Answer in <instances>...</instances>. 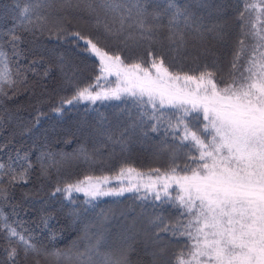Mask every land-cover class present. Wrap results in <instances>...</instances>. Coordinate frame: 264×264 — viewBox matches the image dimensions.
<instances>
[{"label": "snow or ice", "instance_id": "1", "mask_svg": "<svg viewBox=\"0 0 264 264\" xmlns=\"http://www.w3.org/2000/svg\"><path fill=\"white\" fill-rule=\"evenodd\" d=\"M231 7L229 0H24L23 7L17 0L13 24L0 34V127L7 115L38 154L35 162L19 151L0 161V264H264V0H246L235 36ZM86 56L94 57L87 82ZM21 91L27 118L5 103ZM81 105L84 114L65 129L62 121ZM60 134L83 142L71 153L42 142ZM136 144L166 157V166L128 163ZM117 154L122 162L108 174L60 181L73 165L91 170ZM36 165L47 191L23 188ZM126 194L133 203L121 215L134 214L113 246L103 231L107 214L97 226L84 213L104 197L123 204ZM30 210H38L44 238L21 215ZM57 211L83 224L65 247L57 243Z\"/></svg>", "mask_w": 264, "mask_h": 264}, {"label": "trees", "instance_id": "2", "mask_svg": "<svg viewBox=\"0 0 264 264\" xmlns=\"http://www.w3.org/2000/svg\"><path fill=\"white\" fill-rule=\"evenodd\" d=\"M183 2V0H181ZM231 4V8L229 9V18L234 25L233 29V36L236 35L238 32V28L235 27L237 23V15L240 10H243L244 4L246 0H229ZM24 0H20V7H23ZM17 7V0H0V34L6 32L8 28H10L13 24L14 14L13 9ZM87 19V17H85ZM77 25L81 27L82 30L87 31L88 28L82 22L77 23L75 19H70L69 26ZM7 37H5V40ZM7 46V45H6ZM218 49L224 51L222 46L218 45ZM228 54H231V42L227 49ZM94 57H85L82 61V64L85 68L84 76L86 77L85 82L90 80L91 77V69L93 67L92 61ZM227 68V65H226ZM8 108L13 112L17 113L18 115L27 118L31 111L28 102H27V94L21 91V94L17 96L13 100L5 101ZM116 103V102H112ZM84 114L83 105H81L79 113H70L68 117L62 121V125L65 129L71 128L74 126V123L77 119H79ZM4 120L3 127H0V161L7 162L9 156H14L17 151L24 153V152H31V159L35 162L36 156L38 154V145L34 143L33 139L28 136H22L19 134L15 122H10L9 117L4 115L2 117ZM43 143H47V146L51 148L54 152H65L71 153L74 149L78 147L80 143L83 142V137L77 135L75 139L72 140V143H65L63 140V135H52L47 141H44V138H41ZM107 149H104V154L107 156ZM122 157L117 154L114 158L109 160L107 163L104 164H97L94 166L93 169H89L87 165L80 163L77 165H73L66 170L62 171L60 174V181L61 183L67 181L72 182L78 178H82L85 174H88L90 171L94 172V174L99 175L101 174V169H103L105 174H108L113 169L118 168L120 163L122 162ZM127 162L132 164L133 166L147 170L150 167H165L167 164V158L164 156L155 157L152 154V149L150 146H142L140 144H136L132 147L130 155L127 156ZM39 173V165H36V170L32 176V184L25 185L23 188L28 187H40L41 184L44 185L45 190L47 191L48 188L51 186L48 184L47 181L38 179ZM51 181L54 183L57 179V174L55 170H53L52 175L50 177ZM22 188L17 187L15 192V199L19 201L21 199ZM130 194H126L125 197H121L119 199L123 200V204H115L113 201L117 198L113 197H104L97 202V207L95 209H88L84 216L86 217L85 222H93L95 225L99 226L101 222V213H105L108 216V220L104 222L103 231L105 233V237L107 241L116 246L120 243V236L122 232L131 224V216L134 213H129L128 218H125L121 215V212L130 204L133 203L129 197ZM78 200L82 203L83 197L81 195H77ZM59 205H57V208ZM5 212L10 213L11 209L5 207ZM171 211H175L172 209ZM136 212H139V208H136ZM24 216V219L27 221L28 226L31 227L36 231L37 236L44 238L47 233L43 231L41 227H38V220H39V212L38 210L35 211H28L27 215L21 213ZM56 220L53 221L54 224L59 229L63 230V239L59 240L57 243L61 247H65L71 244L73 240H76L79 235L81 234L83 224H70L69 220L64 216L63 212L57 211L55 213ZM139 226V225H138ZM177 246H173V249H169L172 251ZM3 251L0 249V258H3ZM133 259L135 257L133 256ZM27 264H34L33 261L29 260Z\"/></svg>", "mask_w": 264, "mask_h": 264}]
</instances>
